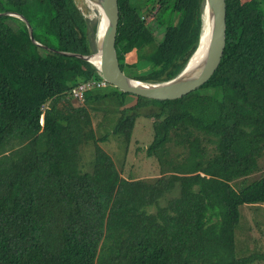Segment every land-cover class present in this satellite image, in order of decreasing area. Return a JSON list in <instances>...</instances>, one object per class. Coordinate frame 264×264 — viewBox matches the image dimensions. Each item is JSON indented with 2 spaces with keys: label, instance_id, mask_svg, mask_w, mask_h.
Masks as SVG:
<instances>
[{
  "label": "trees",
  "instance_id": "obj_1",
  "mask_svg": "<svg viewBox=\"0 0 264 264\" xmlns=\"http://www.w3.org/2000/svg\"><path fill=\"white\" fill-rule=\"evenodd\" d=\"M226 1L225 52L202 86L160 100L108 82L80 100L72 89L101 75L61 51L95 52L97 16L76 0H0L1 13L23 14L47 46L34 43L22 19L0 15V264L264 261L240 210L264 204V172L250 179L264 157V0ZM118 3L123 71L148 82L177 76L198 48L205 0ZM129 95L137 100L127 106ZM108 102L120 113L112 132L127 145L140 108H157L146 153L169 174L122 176L99 144L109 134L97 137L93 126L92 112ZM91 146L92 168L84 170ZM174 147L182 159L169 157Z\"/></svg>",
  "mask_w": 264,
  "mask_h": 264
},
{
  "label": "water",
  "instance_id": "obj_2",
  "mask_svg": "<svg viewBox=\"0 0 264 264\" xmlns=\"http://www.w3.org/2000/svg\"><path fill=\"white\" fill-rule=\"evenodd\" d=\"M87 1L95 9L98 18L96 51L90 54L61 52L91 62L97 67L99 74L104 79L121 91L160 100L181 98L206 83L220 65L226 48V0H205L204 28L198 48L187 66L177 76L163 82H148L135 78L125 73L121 68L116 50L120 20L118 0ZM2 14L13 15L22 19L27 24L34 43L47 47L34 38L33 28L23 14L15 11L0 12V15ZM207 26L211 30L209 43L202 56L193 62L200 49L203 33Z\"/></svg>",
  "mask_w": 264,
  "mask_h": 264
},
{
  "label": "rangeland",
  "instance_id": "obj_3",
  "mask_svg": "<svg viewBox=\"0 0 264 264\" xmlns=\"http://www.w3.org/2000/svg\"><path fill=\"white\" fill-rule=\"evenodd\" d=\"M76 2L88 18L92 19L97 16L95 9L87 0H76ZM136 60L135 52L128 55L129 62H134ZM197 96L199 99L205 98V95L202 96L199 94ZM136 100V96L129 95L127 98V106L134 104ZM110 104V102L98 104L100 107L99 110L92 112L93 126L97 137L109 134L107 140L103 142L101 141L99 144L113 157L122 176L130 179L154 180L163 174L164 171H166V174H169L167 169L162 170V166L156 157H149L146 153V149L151 144L154 137L153 120L149 113L156 111L157 108L155 106L140 108L133 128L131 142L127 145L123 135L112 132L118 122L120 113L115 109L113 110L111 108L113 105ZM179 105L180 104L173 106L174 109H178ZM91 148H86V150H84L85 154H82L81 157V159L86 160V162L83 163L85 166H83L84 170H90L92 168L94 150ZM172 151L173 152L170 153L169 157H175V159L178 160L183 158L184 150L181 147H174L172 148ZM261 162L260 171L251 174L250 179L253 180L264 172V157ZM240 210L242 223L255 226L253 229L254 231L252 232V238H259V246H261V250L264 251V233L259 231L256 227L257 223L258 225H261L260 229H264V204H244L240 207ZM250 246L252 247L253 244L250 243ZM249 264H264V261Z\"/></svg>",
  "mask_w": 264,
  "mask_h": 264
},
{
  "label": "built area",
  "instance_id": "obj_4",
  "mask_svg": "<svg viewBox=\"0 0 264 264\" xmlns=\"http://www.w3.org/2000/svg\"><path fill=\"white\" fill-rule=\"evenodd\" d=\"M108 81L102 76L98 79H91L86 82H83L72 89V93L75 97L82 100L84 98V91L93 87H105L107 86Z\"/></svg>",
  "mask_w": 264,
  "mask_h": 264
},
{
  "label": "bare ground",
  "instance_id": "obj_5",
  "mask_svg": "<svg viewBox=\"0 0 264 264\" xmlns=\"http://www.w3.org/2000/svg\"><path fill=\"white\" fill-rule=\"evenodd\" d=\"M210 36H211V30L207 26V28L205 29V31L203 33L200 49H199L198 53L195 55L193 62H195L196 59H199L202 56V54L204 53V51L206 50L207 45H208L209 40H210Z\"/></svg>",
  "mask_w": 264,
  "mask_h": 264
}]
</instances>
